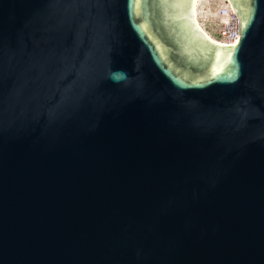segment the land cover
Here are the masks:
<instances>
[{
    "label": "water",
    "instance_id": "1",
    "mask_svg": "<svg viewBox=\"0 0 264 264\" xmlns=\"http://www.w3.org/2000/svg\"><path fill=\"white\" fill-rule=\"evenodd\" d=\"M0 0V264H264V0Z\"/></svg>",
    "mask_w": 264,
    "mask_h": 264
},
{
    "label": "rangeland",
    "instance_id": "2",
    "mask_svg": "<svg viewBox=\"0 0 264 264\" xmlns=\"http://www.w3.org/2000/svg\"><path fill=\"white\" fill-rule=\"evenodd\" d=\"M227 4V5H226ZM228 6L226 0H198L196 5V19L199 25L212 38L222 39L223 17ZM227 18V16H226Z\"/></svg>",
    "mask_w": 264,
    "mask_h": 264
},
{
    "label": "built area",
    "instance_id": "3",
    "mask_svg": "<svg viewBox=\"0 0 264 264\" xmlns=\"http://www.w3.org/2000/svg\"><path fill=\"white\" fill-rule=\"evenodd\" d=\"M224 10L227 18L225 23L223 22V29L221 30L222 39L220 40L223 43L232 44L238 38L237 19L229 4Z\"/></svg>",
    "mask_w": 264,
    "mask_h": 264
},
{
    "label": "bare ground",
    "instance_id": "4",
    "mask_svg": "<svg viewBox=\"0 0 264 264\" xmlns=\"http://www.w3.org/2000/svg\"><path fill=\"white\" fill-rule=\"evenodd\" d=\"M197 1L198 0H194L193 1V6H192V13H193V18H194V21H195V23H196V25H197V27L200 29V31L209 39V40H211L212 42H214V43H216V44H219V45H229V44H226V43H223L222 42V40H217V39H214V38H212L205 30H203V28L199 25V23H198V21H197V19H196V5H197ZM227 5V4H226ZM225 21H226V16L225 17H223V20H222V22H224L225 23Z\"/></svg>",
    "mask_w": 264,
    "mask_h": 264
}]
</instances>
